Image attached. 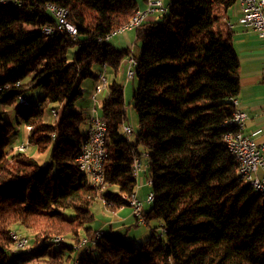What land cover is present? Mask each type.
Here are the masks:
<instances>
[{
	"label": "trees",
	"instance_id": "16d2710c",
	"mask_svg": "<svg viewBox=\"0 0 264 264\" xmlns=\"http://www.w3.org/2000/svg\"><path fill=\"white\" fill-rule=\"evenodd\" d=\"M18 1L0 5V106L16 107L17 122L31 127L27 144L50 155L41 166L17 150L21 143L10 146L13 126L0 125V264H264V196L237 180L223 140L231 129L221 126L240 90L233 31L224 20L237 0H167V13L135 30L140 50L131 102L139 131L130 141L122 134L123 86L112 81L99 113L106 125L102 197L112 211L127 205L120 195L135 192L132 162L142 157L154 194L144 209L149 237L137 242L108 227L94 247L80 249L74 246L96 231L91 208L98 193L78 169L85 118L74 107L84 80L97 78L102 65L116 75L131 54L105 37L137 5ZM48 4L67 10L75 35L43 31L56 26ZM34 87L44 94L29 104L23 95ZM20 228L30 236L29 250L13 252L11 232ZM55 237L62 244L54 245Z\"/></svg>",
	"mask_w": 264,
	"mask_h": 264
},
{
	"label": "built area",
	"instance_id": "2783aa9c",
	"mask_svg": "<svg viewBox=\"0 0 264 264\" xmlns=\"http://www.w3.org/2000/svg\"><path fill=\"white\" fill-rule=\"evenodd\" d=\"M0 1H18V0H0ZM240 6L241 18L239 22L244 26L250 27L257 34L259 38L264 41V0H237ZM20 3V2H19ZM171 3L168 1L165 3L163 0H145V7L143 9H137V19L135 23H130L128 25H122L117 30L112 31L105 37V40H109L119 33L137 30L144 21L152 15H163L167 12ZM47 10L50 12L52 17L56 21V26H48L43 28L45 33H52L55 30L66 31L72 35L76 34V28L67 21V14L62 10L61 7L48 4L46 6ZM126 64V78L127 80H132V67L134 66V52L125 59ZM106 65H102L101 72L98 74V83L94 88L93 102H96V96L101 94L107 89L106 80ZM262 81L264 83V62L262 69ZM105 99L108 98V90L104 92ZM24 100V98H19V102ZM231 105L234 107L233 114L230 118L226 119L221 126L231 129L223 135V140L225 147L229 150L236 151V164L238 167V174L236 178L241 183H246L253 190L264 196V141L257 142L252 135H246L243 132L244 123L246 120V114L239 108V102L236 97L230 99ZM95 111L92 112L91 116L86 120L87 137L82 138L81 147L79 154L77 156L78 169L82 172V166H89V168H94V175L98 181V184L103 186L104 190L106 188L105 183V173H104V163L107 159V154L104 149L97 146L94 141L93 127H100V132H106V125L102 117L96 114ZM264 112V108H263ZM52 115L56 117V112L52 110ZM92 116H99L100 126H93ZM122 134L126 139H132L133 131L127 126H122ZM23 145H19L17 150L23 149ZM97 153H104V161H97ZM143 157H147L146 154ZM133 176L135 178L140 177V175L145 172L146 162L142 157L134 158ZM262 171L259 175L258 172ZM149 180H146L148 185ZM122 197H129V205L131 212L137 222L141 225L147 226V222L144 219V204L148 205V193L143 200H140L138 196H130L128 194H121ZM104 203L109 205L113 202L105 200L103 197L100 198ZM96 230L94 234L97 232ZM163 232V229L160 230ZM94 234L87 238L85 237L82 243H78L74 246L75 249H80L87 244H90L94 239ZM12 239L15 240V247H13V252H19L23 249H19V241L27 240V238L21 237L17 232L12 231ZM55 240V239H53ZM60 241L62 240H55Z\"/></svg>",
	"mask_w": 264,
	"mask_h": 264
},
{
	"label": "crops",
	"instance_id": "0c3cea01",
	"mask_svg": "<svg viewBox=\"0 0 264 264\" xmlns=\"http://www.w3.org/2000/svg\"><path fill=\"white\" fill-rule=\"evenodd\" d=\"M167 3V0H163ZM137 9H143L145 7V0H135ZM241 18L240 6L237 1L231 8H229L226 13L224 20L227 25L233 31L232 42L237 51L239 59V75H240V90L236 96L239 102V108L245 112L246 120L244 123L243 132L246 135H252V137L257 141H264V83L262 81V69L264 62V41L257 36V34L250 27L244 26L239 22ZM157 19V16H149L146 20ZM136 33L135 30H130L126 32L119 33L115 37L111 38L110 41L115 47L121 50H129L134 52V56L138 55L140 50V45L135 41ZM125 61V60H124ZM124 61L118 68V72L115 75L113 71L106 68V80L107 85L109 84V78L112 81H117L119 75L121 76L120 84L126 82V64ZM101 72V67L97 70L94 79H87L84 83L82 82L84 91L89 93L92 99L94 88L98 83V74ZM124 79V81H123ZM133 80V79H132ZM110 82V83H111ZM134 91V83L132 84ZM128 87V85L126 86ZM126 87L124 89H126ZM96 96L101 100L96 101L101 107L102 98H105L104 92ZM126 91V90H125ZM103 96V97H101ZM93 100V99H92ZM95 103V102H94ZM19 144V143H18ZM259 175L262 174L260 170ZM145 175L142 174L138 181L137 196L140 200L145 199L147 192L149 191L148 186L145 185ZM148 205L144 204V208ZM108 210V209H107ZM106 212L110 216L108 219H104L103 223L93 227L94 230H105L110 227V229L115 232H122L124 229L130 231L133 228H137L140 224H136V219L134 218L131 209L128 206H122L116 211ZM146 234L149 233V229L144 228ZM101 230V231H102ZM141 236H144L140 233Z\"/></svg>",
	"mask_w": 264,
	"mask_h": 264
},
{
	"label": "rangeland",
	"instance_id": "374dc122",
	"mask_svg": "<svg viewBox=\"0 0 264 264\" xmlns=\"http://www.w3.org/2000/svg\"><path fill=\"white\" fill-rule=\"evenodd\" d=\"M138 45H139V43H138ZM121 79L122 78L119 75V78L117 80L119 82H117V83L120 84ZM132 79L133 80H126V82L123 79L124 83L121 85L123 86L125 112H126V118H125L124 124L129 126L132 129V131H133L132 139H133L134 135L139 131V123H138V117H137L136 111L134 110V108L132 106V102H131L132 94H133L132 84L134 83V89H135V87L137 86V79L134 77ZM85 81H87V79L84 80L83 83ZM110 82H111V80L109 78V84H110ZM127 85H128V87H126ZM125 87H126V89H124ZM81 90H82V96L75 103L74 109L76 111L81 112L83 117L85 118L83 124L80 127V131L84 133L86 130V119L88 117H90L92 112L95 110H96L95 113L99 114L101 107L98 104H96V102L95 103L93 102V100L89 96V93H87L86 90L84 91L83 86H81ZM43 94H44V91L41 87H34V88L27 90L23 96L26 98V100L29 104H34V103H37L38 99L41 98L43 96ZM101 97H103V96H101ZM103 99H104V97L102 98V100ZM96 100L98 101L101 99L96 98ZM15 112H16V107L12 106V107L8 108L5 106H0V118H3L2 121L0 120V125L5 124V123H9L13 126V132L10 136L11 137L10 146L11 147L14 146V148H15L16 143L17 144L21 143V144L25 145L24 151H26L27 155H29L30 157L35 159L41 166L44 167L47 164V162L49 161L50 149L47 150L45 153H38L34 146L27 144L28 143L27 142V131H28V129L27 128L25 129V127L22 124H19L17 122V119L15 117ZM48 117H49V113L47 110L45 112V121H47ZM26 146H27V148H26ZM91 209H92V212L94 215V220L91 223L92 227H95V226L103 223L104 219L110 218V216L108 214H106V212L110 213L109 208L104 206V204L100 198H97V200L93 203ZM66 215L68 217H71L72 212L68 211ZM144 228H147V227L144 225H139L137 228H133L130 231L124 229L122 232H120V234H125V237L129 240L135 239L137 242H142L149 237V233L148 234L144 233V232H147V231H145ZM140 233L142 235H144V234L145 235L141 236ZM19 234L23 238L26 236L30 237L28 235L27 230H24L22 228L19 229ZM25 249H28V247H26ZM30 249L33 250V247ZM73 256H74V254H73ZM29 264H39V263L31 262ZM69 264H72V263H69Z\"/></svg>",
	"mask_w": 264,
	"mask_h": 264
},
{
	"label": "bare ground",
	"instance_id": "6f19581e",
	"mask_svg": "<svg viewBox=\"0 0 264 264\" xmlns=\"http://www.w3.org/2000/svg\"><path fill=\"white\" fill-rule=\"evenodd\" d=\"M15 4L17 6H20L21 3H19V1H9V4ZM8 4V1H0V5H7ZM62 10L67 14V10L62 8ZM167 11H168V8H167ZM167 13V12H166ZM136 19H137V10L133 13V15H131L128 19V21L124 24V25H128L130 23H135L136 22ZM137 67V60H136V57L134 56V66L132 67V78L135 76V69ZM20 104H23V105H26L27 102L26 100H22L21 102H19ZM92 124L93 126H100V118L99 116H92ZM28 130L31 129V127H27ZM105 134L106 132H100V127H93V136H94V141L97 143V146H100L101 149H105ZM87 137V128L85 130V132L83 133V137L82 138H86ZM128 141H130V139H126ZM23 145V144H22ZM23 149L21 150H18V151H24L25 150V145H23ZM229 150V149H228ZM230 154L233 156L235 162H236V151H232V150H229ZM97 161H104V153H97ZM132 166L134 165V160L132 162ZM146 169H148V163H146ZM82 174H84L87 178H88V181L90 183V185L97 191L98 193V198H101L102 197V193L104 192V188L103 186L99 185L98 184V181L97 179L95 178V175H94V168H89V166H82ZM132 173H133V168H132ZM237 174H238V167H237ZM149 177V176H148ZM136 181H137V185L135 187V192L132 193V194H128L130 196H137V190L139 188L138 186V181L139 179L138 178H135ZM149 182H148V186L152 185L151 184V180L148 178ZM152 190V189H151ZM122 199L125 201V203L127 205H129V197H122ZM154 200V194L152 191H149L148 192V204H151ZM104 206H106L107 208H109V210H113V206L114 204H107V203H104V201H102ZM152 205V204H151ZM150 206V205H149ZM165 229H163V232H164ZM103 234V232L101 230H98L95 234H94V239L93 241L90 243L91 247H94L98 238ZM11 237H12V232H11ZM55 240H62L61 237H55L54 238ZM84 238H82L80 240V242L78 243H82ZM53 240V243L54 245H58L60 244L61 242L60 241H55ZM13 242H14V247H15V240L13 239ZM62 244V243H61ZM28 246V241L27 240H23V241H19V249H23L25 250V248ZM11 256V255H10ZM17 257V256H16ZM13 259V258H12ZM16 261V260H15ZM74 264H79V260L76 259L74 261Z\"/></svg>",
	"mask_w": 264,
	"mask_h": 264
}]
</instances>
